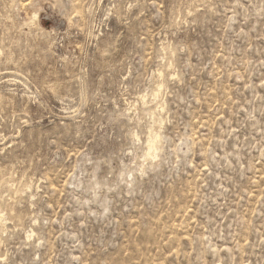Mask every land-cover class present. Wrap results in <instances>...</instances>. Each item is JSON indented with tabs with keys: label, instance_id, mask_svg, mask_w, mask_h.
<instances>
[{
	"label": "rangeland",
	"instance_id": "1",
	"mask_svg": "<svg viewBox=\"0 0 264 264\" xmlns=\"http://www.w3.org/2000/svg\"><path fill=\"white\" fill-rule=\"evenodd\" d=\"M0 217V264H264V0H0Z\"/></svg>",
	"mask_w": 264,
	"mask_h": 264
},
{
	"label": "bare ground",
	"instance_id": "2",
	"mask_svg": "<svg viewBox=\"0 0 264 264\" xmlns=\"http://www.w3.org/2000/svg\"><path fill=\"white\" fill-rule=\"evenodd\" d=\"M33 24V23H32ZM35 24V23H34ZM33 24V25H34ZM36 26V25H35ZM38 26V25H37ZM39 28V27H38ZM41 28V27H40ZM158 137H156L154 140H148L147 141V157H152L153 153L158 150ZM1 218V217H0Z\"/></svg>",
	"mask_w": 264,
	"mask_h": 264
}]
</instances>
